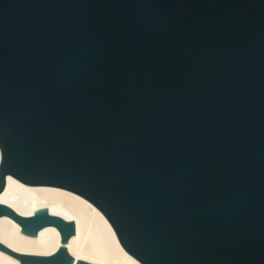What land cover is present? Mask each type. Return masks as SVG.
<instances>
[{
  "label": "water",
  "instance_id": "water-1",
  "mask_svg": "<svg viewBox=\"0 0 264 264\" xmlns=\"http://www.w3.org/2000/svg\"><path fill=\"white\" fill-rule=\"evenodd\" d=\"M73 191L142 264H264V0H0V192ZM50 255L74 260L73 221Z\"/></svg>",
  "mask_w": 264,
  "mask_h": 264
},
{
  "label": "bare ground",
  "instance_id": "bare-ground-1",
  "mask_svg": "<svg viewBox=\"0 0 264 264\" xmlns=\"http://www.w3.org/2000/svg\"><path fill=\"white\" fill-rule=\"evenodd\" d=\"M0 203L20 215L47 208L53 215L73 221L75 235L66 242L74 260L92 264H142L121 245L105 215L89 200L73 191L49 185H28L11 175L0 192ZM0 243L19 254L50 255L61 245L59 230L45 226L37 235H27L12 218L0 217ZM0 264H21L0 250Z\"/></svg>",
  "mask_w": 264,
  "mask_h": 264
}]
</instances>
